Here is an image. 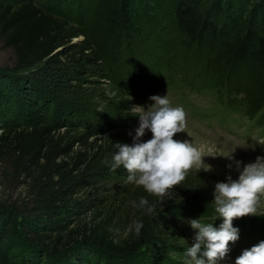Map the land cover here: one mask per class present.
<instances>
[{
	"label": "trees",
	"instance_id": "16d2710c",
	"mask_svg": "<svg viewBox=\"0 0 264 264\" xmlns=\"http://www.w3.org/2000/svg\"><path fill=\"white\" fill-rule=\"evenodd\" d=\"M47 2L0 0V42L14 53L12 75L0 73V162L27 190L19 202L0 204V264H156L147 253L166 242L167 215L219 228L213 187L195 168L164 197L131 183L116 202L86 190L112 164L116 143L133 144L123 132L129 107L112 87L104 102L88 101L98 107L85 106L87 95H73L81 85L70 66L98 62L92 72L122 88L117 97H145L159 86L208 90L224 113L264 128V0H91L84 30ZM80 34L82 46H65ZM93 118L107 134L92 150L73 151L80 139L73 129L94 128ZM172 192L183 198L169 199ZM141 197L153 213L133 207ZM136 220L144 225L139 236L134 229L125 235L122 225ZM233 227L239 239L229 249L249 246L264 232V218L244 216Z\"/></svg>",
	"mask_w": 264,
	"mask_h": 264
},
{
	"label": "rangeland",
	"instance_id": "374dc122",
	"mask_svg": "<svg viewBox=\"0 0 264 264\" xmlns=\"http://www.w3.org/2000/svg\"><path fill=\"white\" fill-rule=\"evenodd\" d=\"M90 1L91 0H48L46 4L52 9L57 10L63 19L84 30L89 23L88 4ZM235 14L236 13H234V15ZM161 24L165 26L164 22ZM165 29H167V26ZM84 40V35L80 34L72 37L65 46H82ZM58 51L62 52L61 57L67 52V50H64V47H59ZM86 52L87 50H85L83 54H87ZM172 61L173 63L179 62L177 58H174ZM13 62L14 53L12 49L4 47L0 42V73L5 72L12 75L11 68ZM92 62H74L70 68L75 71V73H72V77L75 76L74 82L77 81L81 85V87L77 88V92H73V95L76 97L87 95L85 106L90 105L95 108L98 106H93L90 102H95V105H97V102H104V98L112 94L109 88L112 87L114 89L113 93L117 96L123 93L124 90L122 88H114L112 82L109 81L108 78L95 75V72L92 71H95V66L98 62ZM174 68H176V66ZM128 76L129 73L124 78L128 79ZM101 88L109 89L107 90V95L104 96L102 94ZM68 92L67 95H70ZM207 92L209 91H197L186 85H181L175 88V90L159 86L145 97L121 95L120 97L116 96V101L124 104V106L127 103L129 107L128 117L130 119H126V121H129V126L124 127L123 132L127 134L132 143H134L133 136L135 135V129L139 126V117L131 114L133 106H144L147 109V107L153 103L150 97L157 95L163 97L166 95L172 107H182L186 112L185 132L177 133L174 139L180 141L187 140L195 146L202 148L206 155H217L204 157V163L211 166L210 171L206 172L203 169L200 170L206 175L208 182L211 183L210 185L213 187L212 191L214 192L216 183L227 182L229 176H231L233 180L238 179L240 171H242L245 165L256 162L257 157L264 158V131L259 129V131L263 133L262 139L257 138L254 141L247 142L243 139V136H251L249 135V123H245L242 118H235L224 113L221 110L222 108L220 107V103H218V99L212 93ZM76 119L77 118H75V124L79 125L81 122ZM93 119L91 123L92 125L94 124V128L85 129L84 126L80 125L73 129V132L80 137V139L75 141L73 151H83L87 148L92 150L90 148V143L107 134V132H100L102 131L101 129L104 128L102 125L104 122L97 120V118ZM63 129L64 127L60 128L61 131ZM151 138L152 133L150 130H146L145 135L141 138V142H146ZM237 161L240 162L239 170L236 166ZM111 165L112 164L108 166L107 171L93 175L90 178L91 187L86 190L93 189L94 194L100 198L115 200L116 202L117 198H119L120 195L123 194V191L127 189L128 185L132 183H126L128 173L123 166L113 170ZM22 178V176L17 177L15 175L9 162L6 160L0 162V204L19 202L21 199L25 198L27 194L26 183L19 182ZM177 198L183 197L176 195L175 192H172L169 196V199ZM258 213L264 214V197H261V206L258 209ZM258 216L264 218V215ZM192 219L195 218L184 214L167 215L162 226L163 232L166 234L163 236L167 240L162 245L155 243L151 246V250H149L150 253H147L148 260L156 264H194L191 258L186 255L187 249L195 242L197 231L188 223V221ZM129 227L130 223L126 222L122 225V230L125 232ZM251 241H254L252 247L264 241V232L260 238L253 235ZM248 248V244L234 245L230 248L228 255L223 260L217 261V264H235V259ZM203 250L202 246V251ZM146 252L147 251H144V255ZM94 264L96 263L94 262Z\"/></svg>",
	"mask_w": 264,
	"mask_h": 264
},
{
	"label": "clouds",
	"instance_id": "9594fccd",
	"mask_svg": "<svg viewBox=\"0 0 264 264\" xmlns=\"http://www.w3.org/2000/svg\"><path fill=\"white\" fill-rule=\"evenodd\" d=\"M153 101L147 107L135 105L131 114L139 117V126L135 129L132 145L116 143L112 169L121 166L127 171L126 183L143 187L149 194L164 197L176 186L185 181L193 169L210 171L211 166L204 163V150L185 140L174 139L177 133L185 132L186 112L182 107H172L167 96H152ZM150 130L152 138L141 142L145 131ZM131 135V133H130ZM230 158V157H229ZM239 170L240 162H236ZM264 197V158L257 157L256 162L247 164L239 177L227 182H218L214 190L215 211L223 218L219 228L204 224L199 219L188 221L197 230L195 242L187 249L186 255L194 264H217L229 253V244L239 239V230L233 227V220L244 216L264 215L258 213ZM133 207L147 214L155 210L147 198L132 202ZM143 222L136 220L126 230H135L139 236ZM118 243L119 241H114ZM203 246V251H202ZM235 264H264V241L246 249L235 259Z\"/></svg>",
	"mask_w": 264,
	"mask_h": 264
}]
</instances>
